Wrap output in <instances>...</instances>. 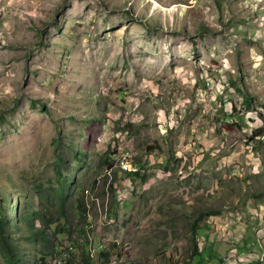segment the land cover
Instances as JSON below:
<instances>
[{
  "label": "rangeland",
  "instance_id": "rangeland-1",
  "mask_svg": "<svg viewBox=\"0 0 264 264\" xmlns=\"http://www.w3.org/2000/svg\"><path fill=\"white\" fill-rule=\"evenodd\" d=\"M57 159L73 264H183L198 217L218 263L264 264V0H0V218L29 264L13 198L54 231Z\"/></svg>",
  "mask_w": 264,
  "mask_h": 264
},
{
  "label": "trees",
  "instance_id": "trees-1",
  "mask_svg": "<svg viewBox=\"0 0 264 264\" xmlns=\"http://www.w3.org/2000/svg\"><path fill=\"white\" fill-rule=\"evenodd\" d=\"M58 149V145L55 146V151ZM60 159L56 161V180L58 183V187L56 189V195L58 201L57 212L61 215V218L58 219V224L55 225V230L52 231L49 227L53 223L51 217L45 215L41 210H34L32 207L26 205V212H24L23 207L18 204V199L15 200V208H14V218L17 220V223L13 225L17 230H20L22 225H27L29 228V232L24 236V239L29 244L36 245V253L39 258L35 259L34 264H52L48 263V257L53 255H60L61 259H55L56 264H73L74 256L69 254L68 258H65V262L63 263V255L65 254L63 248H58L61 244L59 241L55 239L58 235L68 234L67 237H72L76 235L78 239L83 240L85 237L84 229L82 225L84 224V218L86 217V209L83 205L82 198H79L76 202L75 211L77 214V220L75 225L72 226V223L68 222L66 218V199L68 197L66 192V186L63 182V171L61 164L58 162ZM140 176V172L128 173V176ZM142 182L145 181L146 177L142 175ZM0 210L3 211V205L0 204ZM112 211V210H111ZM35 218H41L42 227L39 229L33 225V220ZM198 219L191 223V234L192 237L190 239L192 245L191 253L185 257L183 264H209L210 262H215L216 264H222V262L218 259V256H214L213 252L210 248L198 246L196 241L197 235L199 233H204L205 230L200 228ZM10 218L4 217L0 218V254L4 257V260L7 264H29L28 262V250H23L22 242L17 239H14L10 230ZM16 225V226H15ZM24 229V228H23ZM22 231V229H21ZM207 236V235H206ZM70 237V238H71ZM58 242V244H57ZM41 246L39 250H37L38 246ZM51 250V251H50ZM54 250V251H53ZM106 255V253H104ZM36 256V257H37ZM81 260L83 264H93V259L91 256V252L87 249L80 254ZM60 261V262H58Z\"/></svg>",
  "mask_w": 264,
  "mask_h": 264
},
{
  "label": "clouds",
  "instance_id": "clouds-1",
  "mask_svg": "<svg viewBox=\"0 0 264 264\" xmlns=\"http://www.w3.org/2000/svg\"><path fill=\"white\" fill-rule=\"evenodd\" d=\"M122 169L126 171V172H125L126 175H128V173L139 172V170L136 169L135 167H133V170H127L126 167H123ZM71 182H73V181L70 180V179H68V181H67V183H66L67 188L70 186ZM73 186H75V184H73ZM68 189H69V188H68ZM81 198H82V200H83V205H84V207H86V203H85V199H84V197L82 196ZM16 199H18V204H20V205L23 207V205L21 204L19 198H16V197L13 198V203L15 204V200H16ZM78 199H79V198H78ZM78 199H76V201H77ZM15 205H16V204H15ZM85 209H86V208H85ZM72 240H73V239H72ZM67 255H68V254L65 253V254L63 255V258L65 259V258L67 257ZM51 256H52V253H51ZM58 262H60V261H58Z\"/></svg>",
  "mask_w": 264,
  "mask_h": 264
}]
</instances>
